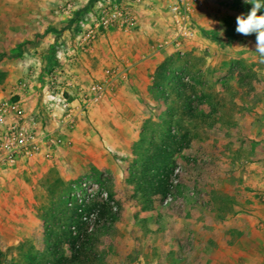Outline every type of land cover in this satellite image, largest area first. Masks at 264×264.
Returning a JSON list of instances; mask_svg holds the SVG:
<instances>
[{
  "label": "rangeland",
  "instance_id": "obj_1",
  "mask_svg": "<svg viewBox=\"0 0 264 264\" xmlns=\"http://www.w3.org/2000/svg\"><path fill=\"white\" fill-rule=\"evenodd\" d=\"M66 1L0 0V93L33 68L28 91L37 105L54 42L68 26ZM201 1L196 34L179 48L166 44L172 26L162 5L140 4L132 30L97 40L102 57L90 69L81 65L88 53L55 63L62 79L77 76L83 84L100 81L109 67L120 76L62 134L50 158L0 169V264H179L175 252L181 258L185 243L199 242L189 222L219 219L215 207L237 199L218 188L229 193L252 163L264 165V55L254 34L235 32L236 16L252 5ZM161 64L169 80L157 88ZM158 147L173 156L164 198L142 184L143 166ZM88 187L93 197L85 205L103 210L83 214L72 238L73 194L85 199ZM256 199L264 203V196Z\"/></svg>",
  "mask_w": 264,
  "mask_h": 264
},
{
  "label": "built area",
  "instance_id": "obj_2",
  "mask_svg": "<svg viewBox=\"0 0 264 264\" xmlns=\"http://www.w3.org/2000/svg\"><path fill=\"white\" fill-rule=\"evenodd\" d=\"M158 1L172 26V36L166 44L179 48L182 41L193 39L196 34L194 13L202 1ZM147 2L149 0H67L61 12L74 21L65 35H58L54 42L55 61L75 63L106 33L130 31L137 22L135 8ZM116 69L106 68L100 81L83 84L77 76L62 79L58 67L50 68L44 83L41 101L44 117L41 119L33 117L23 107L20 96V93L28 92L35 80L34 70H29L24 79L10 84L7 94L0 96V169L50 158L62 143V134L73 130L78 118L114 87L120 76V70ZM48 119L53 122V127L39 132L38 122L42 124ZM85 189L82 184V190ZM79 192L73 194L76 204H88L93 197L89 187L85 199Z\"/></svg>",
  "mask_w": 264,
  "mask_h": 264
},
{
  "label": "crops",
  "instance_id": "obj_3",
  "mask_svg": "<svg viewBox=\"0 0 264 264\" xmlns=\"http://www.w3.org/2000/svg\"><path fill=\"white\" fill-rule=\"evenodd\" d=\"M18 2L19 0L16 3ZM146 5L150 10H153L157 5L159 6V2L158 0H149ZM67 29L68 26L62 29L58 35H65L68 31ZM101 47H93L88 52V56L81 55L83 56L81 65L90 69L96 60L99 61L103 52V48ZM31 69L34 70L33 68ZM48 70L49 67L44 72ZM19 80L11 81L7 89L3 93H0V96L6 95L10 84L16 83ZM43 95L44 89L37 95V105H33V93L30 91L20 93L23 107L37 119L44 117L42 105L38 102L42 101ZM45 121L42 122L43 124L38 122L37 127L39 132L46 131L47 127H53L51 120L48 119ZM77 121H79V118ZM238 179V182L233 185L234 187L230 189L229 193L227 188H218L219 192H223L220 195L237 198L234 200L233 205L227 204V206L215 207L221 213L219 219L204 220L197 224L189 222V229H192V232L189 234L198 238L199 242L190 241L185 243L181 258L175 252L176 261L180 262L179 264H186L187 261H198L200 264H208V262H210L209 264H264V203L256 199V196H264V165L259 166L256 163H252V170L243 173ZM205 189L204 193L211 194L212 196L218 192L213 191V189ZM239 197L244 199L248 197L250 200L247 198L245 199L246 201L243 200L241 203L238 200Z\"/></svg>",
  "mask_w": 264,
  "mask_h": 264
},
{
  "label": "trees",
  "instance_id": "obj_4",
  "mask_svg": "<svg viewBox=\"0 0 264 264\" xmlns=\"http://www.w3.org/2000/svg\"><path fill=\"white\" fill-rule=\"evenodd\" d=\"M77 16V14L75 15ZM73 19H69L68 27L73 23ZM55 60V59H54ZM56 61H54L52 67H54ZM50 69V68H49ZM164 66L161 64L156 69V77L154 79V85L158 88L162 82L168 81L169 78L164 74ZM172 150L169 148L158 147L155 149L153 156L149 158L142 170L143 185L145 189L150 190L152 193L157 196L164 198L170 187V173L172 172L171 167L173 166L172 162ZM102 205L93 204L89 205H77L75 204L71 207L73 215L77 218L71 217L67 225L68 234L73 238V228L80 230L81 223L80 218L83 214L94 212V210H99L100 214L102 213ZM75 238V237H74Z\"/></svg>",
  "mask_w": 264,
  "mask_h": 264
},
{
  "label": "clouds",
  "instance_id": "obj_5",
  "mask_svg": "<svg viewBox=\"0 0 264 264\" xmlns=\"http://www.w3.org/2000/svg\"><path fill=\"white\" fill-rule=\"evenodd\" d=\"M252 5L247 14L241 13L235 18V32L242 36L255 35L256 50L264 55V15H258L264 9V0H244Z\"/></svg>",
  "mask_w": 264,
  "mask_h": 264
}]
</instances>
